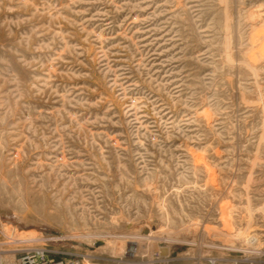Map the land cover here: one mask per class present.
<instances>
[{"label":"rangeland","instance_id":"374dc122","mask_svg":"<svg viewBox=\"0 0 264 264\" xmlns=\"http://www.w3.org/2000/svg\"><path fill=\"white\" fill-rule=\"evenodd\" d=\"M26 250L264 264V0H0V264Z\"/></svg>","mask_w":264,"mask_h":264},{"label":"built area","instance_id":"2783aa9c","mask_svg":"<svg viewBox=\"0 0 264 264\" xmlns=\"http://www.w3.org/2000/svg\"><path fill=\"white\" fill-rule=\"evenodd\" d=\"M207 264H240V260L218 259L216 257H208ZM18 264H66L63 261H54L45 253L37 250H26V252L18 260Z\"/></svg>","mask_w":264,"mask_h":264},{"label":"water","instance_id":"95a60500","mask_svg":"<svg viewBox=\"0 0 264 264\" xmlns=\"http://www.w3.org/2000/svg\"><path fill=\"white\" fill-rule=\"evenodd\" d=\"M167 252H168V249H167V248H163V249H162V255L167 254Z\"/></svg>","mask_w":264,"mask_h":264}]
</instances>
